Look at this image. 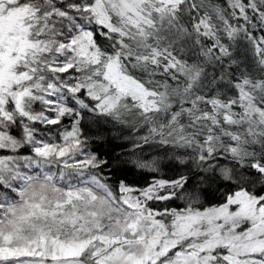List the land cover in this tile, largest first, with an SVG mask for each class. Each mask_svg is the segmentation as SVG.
Here are the masks:
<instances>
[{
	"label": "snow or ice",
	"instance_id": "snow-or-ice-1",
	"mask_svg": "<svg viewBox=\"0 0 264 264\" xmlns=\"http://www.w3.org/2000/svg\"><path fill=\"white\" fill-rule=\"evenodd\" d=\"M0 264H264V0H0Z\"/></svg>",
	"mask_w": 264,
	"mask_h": 264
}]
</instances>
